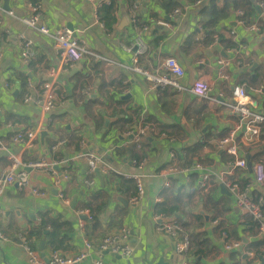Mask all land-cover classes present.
<instances>
[{
	"label": "crops",
	"instance_id": "0c3cea01",
	"mask_svg": "<svg viewBox=\"0 0 264 264\" xmlns=\"http://www.w3.org/2000/svg\"><path fill=\"white\" fill-rule=\"evenodd\" d=\"M210 1L217 8L230 2L204 0L201 7H193L194 2L190 0H137V3L127 6L123 0L118 3L113 30L106 33L98 22L94 7L87 0H0V51L3 54L0 61V139L5 143L10 145L12 134L34 127L40 118L39 106L23 104L25 85L21 86L14 79V73L43 83L56 66L58 56L50 37L27 29L20 19L37 14L40 27H47L52 32L65 28L76 37L83 38L93 52L110 61L109 64L89 66L78 64L56 78L53 109L47 115L50 123L48 134L42 140L39 136L34 147L23 154V161L56 160L58 170L55 171L67 177L62 184L70 205L75 199L74 209L71 210L70 205L68 208L61 205L53 179L42 167L29 170L30 185L39 190H49L50 195L36 197L28 186L19 187L16 183L5 189L0 196V209L4 212L0 216V230L6 238V241L0 240V264H29L16 242L18 235L27 237L43 259L52 252L75 257L84 251L86 242L97 245L104 237L122 228H127L130 233L131 256L126 259L106 254L101 259L102 264H179L181 260L174 254L171 241L156 231L153 222L155 215L163 216L157 213V209L168 199L171 206H181V213L171 218L190 240L191 259L188 264H244L250 260L242 257V247L222 254L219 259L210 257L213 251L221 250L222 244L217 241L219 235L223 236L224 242L240 240L245 250L249 247L259 249L258 246L252 247L259 238L256 230L245 212L236 206L234 195L220 190L221 183L217 178L209 179L199 198L196 185L201 174L206 172L204 168L196 173L180 172L172 176L169 189L162 186L163 178L158 175L160 169L168 166L171 152L177 158L178 167L183 169L180 157H191L185 151L183 154V150L197 143L203 146L194 163L207 165L216 176L230 170V156L217 148L216 140L219 139L217 135H226L236 123L230 112L234 86L246 83L252 96V110L264 115V37L258 38L250 33L248 25L239 23L237 13L230 12L228 19L214 29L221 38L214 37L213 42L205 39L204 34L202 40H196L194 33L200 31L202 20L198 10ZM174 10H179L180 14L174 17ZM263 11H256L254 23L264 32V25L260 24H264ZM8 12H12L13 17H9ZM131 19L142 20L148 26L149 58H143L144 65L141 66L154 71L166 59L174 58L184 70L180 86L188 88L203 73L211 81L213 100L198 101L187 91L180 93L171 87H152L153 83L127 70L125 66L130 64V59L120 46L127 44L134 33ZM158 21L168 23L169 27L157 25ZM15 33H23L31 41L33 56L27 62L22 59L16 41L9 36ZM230 44H233L232 48L228 47ZM218 57L232 61L231 77L227 83L216 79ZM200 60L204 64L199 65ZM3 78H8V88H4ZM117 110L126 112V116L120 117ZM107 118L110 120L106 123ZM139 124L148 125L151 129L142 148L122 147L130 139L126 134ZM261 132L256 144L239 148L245 159L249 157L252 167L261 165L264 168V128ZM242 136L243 133L240 138ZM61 140L65 145L56 154H49V144ZM10 147L15 151L19 149L15 144ZM86 153L109 165L112 172L104 175L99 171V179L94 171L90 172L85 158H78ZM65 157L68 159L66 163ZM190 165L185 168H190ZM9 167L10 162L0 151V174ZM232 173L242 178L245 184L254 181L253 170L248 173L246 169H235ZM126 176H136L143 189V195L135 205L130 204V199L136 196V184ZM172 188L197 196L188 201L184 199L185 205L182 206V203L171 199ZM253 188L264 194V184H254ZM118 197L127 200L128 204H120L116 200ZM158 198L161 202L156 204L154 201ZM80 209L85 210L91 220L85 216L76 217L74 212ZM199 212L207 215L208 221ZM197 215L201 220L196 218ZM164 218L171 219L168 216ZM42 222L47 225L39 236L37 229ZM79 222L83 223L82 227ZM50 223H55V229ZM47 233L52 236L47 237ZM201 233L209 244L203 254L195 257L193 253L199 250L200 245H193L194 235ZM35 241L36 245H32ZM42 241L44 245L40 250ZM89 253L90 260L98 258L94 250ZM262 254L253 264H264ZM82 264L90 262L86 259Z\"/></svg>",
	"mask_w": 264,
	"mask_h": 264
},
{
	"label": "built area",
	"instance_id": "2783aa9c",
	"mask_svg": "<svg viewBox=\"0 0 264 264\" xmlns=\"http://www.w3.org/2000/svg\"><path fill=\"white\" fill-rule=\"evenodd\" d=\"M94 10L101 4L108 5L110 0H87ZM137 3V0H134ZM204 0H196L193 3V7H201ZM258 9L263 10L264 4L258 3ZM1 5H0V17H1ZM96 13V12H95ZM9 17H13L12 12L6 13ZM179 10H174L173 16H178ZM239 17V23L245 25L242 18L243 14L237 12ZM38 15L33 14L28 18L20 19L21 23L27 29H34L39 34L46 37H50L57 50V63L56 66L49 72L48 79L43 83H37L32 81L30 78L25 80V91L23 93L22 102L24 105H36L40 107V118L37 124L29 128L26 131H18L11 135V146H19V152L16 153L8 143H5L0 139V151L3 152L8 161L10 167L7 171L0 174V196L3 194L5 189L12 183H16L19 187L28 186L30 193L36 197L46 198L50 195L49 190H39L34 188L29 183L27 169L35 170L40 167L44 169V172L52 177L53 184L56 188L57 197L63 207H69V200L65 195L63 182L67 180L65 175H58L55 171V167H58L56 160L44 159H28L23 161V154L28 153L35 145L42 131H49L50 123H48L47 115L53 109L54 104V85L56 78L60 73H66L76 65L89 66L91 64L102 63L109 64L110 61L106 58L96 54L87 45L86 41L81 37H76L72 32L65 28H61L57 31H50L47 27H40L38 24ZM137 24L136 20L131 19L130 24L132 26L133 35L131 40L121 45L120 49L128 55L130 64H127L125 68L131 73L142 76L146 80L153 83L152 87H171L177 92L187 91L193 98L198 101H212L213 97L211 94L210 80L203 74L200 73L194 83L188 88L180 86L179 80L184 77V70L180 64L174 58L166 59L160 68L154 69V71H147L143 66L139 65L140 58L149 57V45L147 41L148 26L143 25L137 28L134 24ZM157 25L164 28H168V23L158 21ZM250 33H253L258 38L264 37V32L253 23L247 27ZM12 40L18 44V51L20 52L22 59L27 62L33 54L31 51V41L28 40L23 33H15L9 35ZM204 33L201 31L197 35L196 40H202ZM2 52L0 51V61L2 59ZM231 59L218 57L216 60V79L220 82L230 81V72L232 68ZM199 65L204 64L203 60H200ZM8 79V78H7ZM2 79L4 88H8V80ZM247 84L242 82L233 88V103L230 106L231 114L236 118V123L231 126L227 134L222 138L216 140L217 148L221 151H225L230 156L228 166L230 170L225 172L223 175L216 176L212 171H209L208 166L201 163L195 162L190 168H179L177 165V158L173 152L169 154V164L159 170L158 175L163 178L162 186L165 189L171 187V177L179 174L180 172L195 171L198 172L201 168L206 170L205 173L201 174L196 185L197 190H203L209 179L215 177L218 181L224 185L226 190L234 195L235 204L238 208L245 212L248 220L252 223L256 230L258 237L262 239L261 252L264 253V216L261 211V205L263 203V195L254 198L253 192L254 184H264V168L261 165H254L252 170L254 172V181L249 184H240L233 182L236 176H233L232 170L246 169V159L244 154H240V146L249 147L257 143L260 135L261 128H264V115L256 114L252 110V96L247 89ZM244 127V131H243ZM151 133V129L148 125L139 124L135 129L129 131L126 136L130 137L129 142H124L122 147H133L136 150H140L144 143V138L147 134ZM243 133L242 138L240 135ZM165 137L164 134L160 135ZM65 145V141L51 142L47 148L49 154H56L60 147ZM15 151V153H14ZM84 157L87 161L90 172L98 168V170L104 175H108L112 172L109 165L103 164L101 160L91 153L79 155ZM66 163V162H65ZM127 179H133L136 184V196L130 199V204H137L138 200L143 195V189L139 179L136 176H126ZM236 181V180H235ZM156 204L160 203L161 200L158 198L154 201ZM3 210L0 209V216L3 215ZM78 218L86 217L91 220L90 216L85 210H76L74 212ZM38 221L39 218L36 217ZM154 225L156 231L161 235L169 239L173 245V252L181 260L179 264H188L191 257L189 253L190 240L187 235L182 233L180 225L175 220L165 219L162 215L154 216ZM79 226L82 227L83 223L79 222ZM0 240L6 241V238L0 230ZM217 241L222 244L219 252L213 251L210 253V257L219 259L222 254L236 251L242 247V257L253 259L254 255L250 249L245 250V245L240 240H234L231 242H224L223 236L219 235ZM16 242L21 252L27 259L29 264H82L86 259L89 260L90 264H102L101 259L106 254L119 255L123 258L129 259L133 252L132 245L130 244V233L127 228H122L118 232L104 237L97 245H91L86 242L84 245V251L79 252L75 257H66L58 252H52L46 260H44L38 251H36L29 243V240L24 235H18ZM90 250H94L98 255V258L90 260ZM249 260V261H250ZM247 261V262H249ZM241 264V263H239ZM245 264V263H244Z\"/></svg>",
	"mask_w": 264,
	"mask_h": 264
},
{
	"label": "trees",
	"instance_id": "16d2710c",
	"mask_svg": "<svg viewBox=\"0 0 264 264\" xmlns=\"http://www.w3.org/2000/svg\"><path fill=\"white\" fill-rule=\"evenodd\" d=\"M120 1L123 0H110V3L108 5L105 4H101L100 6L97 7L96 9V17L98 19L99 24L102 26L103 30L106 33H110L113 28L114 25L116 24V12H117V7H118V3ZM196 0H190V2H194ZM125 4L128 6L132 5L134 3V0H124ZM166 3V2H164ZM258 3H263L264 4V0H230L229 3H223L220 7H216L215 5L212 4V1H210L208 3V5H206L205 7H203L201 10L197 9L199 11V16L202 18V20L200 21V31H202L205 34V39H210V40H214V37H216L217 39H219V37L221 38V36H217L214 33V29L220 24L222 23L225 19H228L229 17V13H237V12H241L243 14L242 18L245 22V25L250 26L254 23V16L256 14V10L255 7ZM129 9V8H128ZM264 10V9H263ZM264 12V11H263ZM141 15H139L140 17ZM138 17V18H139ZM155 18V17H153ZM156 19V18H155ZM137 21V20H136ZM264 21V20H263ZM261 25H264L260 22ZM137 28H140L141 26L145 25V23H142L141 21H137V24L135 22L134 24ZM261 30V28H260ZM199 32H195V36L198 35ZM194 37V35H193ZM161 37H159L158 39H160ZM214 42V41H213ZM228 47L232 48L233 44H230ZM151 53V50H150ZM149 58V57H147ZM144 60L143 58H140L139 61V65L141 66L144 65ZM21 77V78H20ZM14 79L18 80V82L21 84V86L25 85V80H26V76L21 74V73H14ZM116 114L119 115L120 117H124L126 116V112L122 111V110H117ZM223 136H225V134H219L217 135V137L220 139ZM218 140V139H217ZM51 144V143H50ZM203 146L202 143H197L191 147H188L186 149L183 150V154L184 151L189 153L191 155L190 159H187L184 157V155L182 157H180L179 162L182 164V167H186L188 165H190V167L193 165L192 163H194V160H197L199 158V154L198 151L201 149V147ZM189 168V167H187ZM236 180V181H235ZM235 180H232L233 182H237L240 184H245L244 180L240 177L237 178L235 177ZM198 192H200L199 194V198L201 197V193L204 192L203 190H197ZM259 193V194H258ZM263 195V203L261 205V211L262 214L264 216V194L261 192H258L254 189L253 192V197L257 198L259 196ZM196 197V194H193L192 192H185V193H181L180 190H176L174 188L171 189L170 191V197L172 200H176L178 201V203H182L181 205L184 206L185 203L182 202L184 201V199H186V201L190 200L191 197ZM171 200H165L164 203H162L161 205L158 206L157 209V213H161L163 214V216H168V217H173L175 214H180L181 213V206L179 207H174V205H170ZM198 217H196L198 220H201V217L199 215H197ZM172 220H174L173 218H171ZM57 225L59 226L60 222L57 219ZM178 221V220H177ZM250 222V221H249ZM251 223V222H250ZM252 224V223H251ZM46 223L42 222L40 228H38V234L39 236L42 234V232H44V229L46 228ZM50 226L52 227V229H55V223H50ZM253 226V225H252ZM48 234V233H47ZM52 236L51 234H48L47 237ZM204 234H196L194 235V240H193V245H200L199 250L194 252L193 255L196 257L197 254H203L204 251H206V249L208 248V240H206L205 237H203ZM262 239L258 238V241L256 242L255 245H253L252 247H256L258 246V250L255 249H251L249 246V249L253 252V259H251L249 262H246L245 264H253L254 261L259 260L263 254L260 252V247L262 246ZM32 244V243H31ZM32 245H36V241L34 244ZM35 248V246H33Z\"/></svg>",
	"mask_w": 264,
	"mask_h": 264
},
{
	"label": "water",
	"instance_id": "95a60500",
	"mask_svg": "<svg viewBox=\"0 0 264 264\" xmlns=\"http://www.w3.org/2000/svg\"><path fill=\"white\" fill-rule=\"evenodd\" d=\"M6 8H7V7L5 6V9H6ZM255 10H256L257 12H259V9H258L257 6L255 7ZM109 120H110V119L107 118V119L105 120V122L107 123V122H109ZM243 131H244V127H243ZM47 134H48L47 132L42 131V132L40 133V139L42 140ZM41 145L43 146V143H42V142H41ZM18 151H19V149L16 151V153H18ZM67 160H68L67 157H65V162H66ZM54 169L57 171V170H58V167H55ZM29 170H30V169H27V172H28ZM246 170L248 171V173H252V166H251V162H250V160H249V157H246ZM93 171H94V174H95L99 179H101V175L99 174V170H98V168L94 169ZM219 188H220V190H221L222 192H227V193H228V191L226 190V188L224 187L223 184H219ZM116 200H117L120 204H123V205H125V206L128 204L127 200H125V199H123V198H121V197H118ZM74 204H75V199H73L72 202H71V205H70V209H71V210L74 209ZM199 213H200L201 215H203L205 221H208V217H207V215H205L203 212H199ZM43 245H44V242H43V241L39 243V249H40V250H42ZM42 256H43V255H42ZM44 260H46V257H44ZM159 262H160V261H159ZM159 264H160V263H159Z\"/></svg>",
	"mask_w": 264,
	"mask_h": 264
},
{
	"label": "rangeland",
	"instance_id": "374dc122",
	"mask_svg": "<svg viewBox=\"0 0 264 264\" xmlns=\"http://www.w3.org/2000/svg\"><path fill=\"white\" fill-rule=\"evenodd\" d=\"M55 99V98H54Z\"/></svg>",
	"mask_w": 264,
	"mask_h": 264
}]
</instances>
